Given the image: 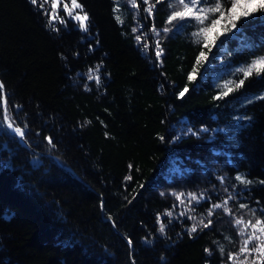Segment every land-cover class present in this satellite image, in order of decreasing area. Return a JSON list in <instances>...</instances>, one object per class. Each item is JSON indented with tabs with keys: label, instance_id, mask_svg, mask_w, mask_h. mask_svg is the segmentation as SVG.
Instances as JSON below:
<instances>
[{
	"label": "trees",
	"instance_id": "obj_1",
	"mask_svg": "<svg viewBox=\"0 0 264 264\" xmlns=\"http://www.w3.org/2000/svg\"><path fill=\"white\" fill-rule=\"evenodd\" d=\"M78 2L87 33L63 4L66 24L53 21V31L30 0H0V115L6 100L26 125L25 146L0 134V264H233L228 254L243 240L235 219H264V74L237 71L264 55V20L242 19L209 52L193 36L195 20L174 22L179 31L166 25L178 0H162L151 17L143 0L138 9L129 0ZM202 50L208 59L189 81ZM97 66L99 85L88 79ZM225 85L234 91L214 99ZM189 193L205 199L189 203ZM229 196L230 214L207 216ZM188 215L212 223L190 238Z\"/></svg>",
	"mask_w": 264,
	"mask_h": 264
},
{
	"label": "snow or ice",
	"instance_id": "obj_2",
	"mask_svg": "<svg viewBox=\"0 0 264 264\" xmlns=\"http://www.w3.org/2000/svg\"><path fill=\"white\" fill-rule=\"evenodd\" d=\"M162 0H155V3H150V0H143L144 5H148L144 8V11L148 14L149 17L153 15L155 5L161 3ZM179 4L183 7L179 11H172L166 18V25H173L177 31L181 27H184V24L178 23L174 25V22H183L186 19L190 18L191 20H195L201 27L199 30L193 33L194 37H203V46L208 48L209 52L211 51V45H215L216 41L219 39L221 35H224L228 32H235L234 35L240 31L238 24L243 19L245 22H248V18L251 17L253 20H264V0H231V6L225 9L224 5L227 4V0H178ZM30 3L33 5H38L39 9H42L44 14L48 17L47 27L51 28L53 31L57 29L53 26V21H59L61 24H66V21L59 14V7L63 4V12L67 17L71 18L78 22V28L81 32L87 33L89 31V22L90 17L87 12L84 11L83 5L78 2V0H70L71 7L64 0H30ZM131 7L139 8L137 0H129ZM213 4L212 7H206L201 5ZM46 5H50V12ZM172 4H169L171 7ZM76 10H79L78 12ZM113 12H119L118 7L113 8ZM218 13V17L213 18V16ZM211 14V15H210ZM260 14V15H257ZM115 19L118 23H123V20L120 15H116ZM210 19V24H206L205 21ZM172 29L169 27H165L163 31L165 33L171 31ZM137 29L133 28V32H136ZM152 32H156L155 27L151 29ZM158 34V33H157ZM137 41L141 40L140 36L136 37ZM195 42L199 43L200 40L197 39ZM223 43V42H221ZM147 47V45H145ZM156 48V58L160 59L162 56V49L160 48L159 41L155 44ZM208 56L203 50L200 51L199 55L196 57V64L193 66L192 70L189 72L187 79L189 81H194L197 78L199 67L203 66V62L207 61ZM100 71V66H97L95 69H89L88 79L95 80L97 85L100 84V76L98 75ZM243 73L245 79L255 73L257 76H261L264 74V55L259 56L253 59L246 67L237 69ZM245 79L239 80V82L235 83V88H240L244 85ZM233 82L229 81L228 84ZM226 90L221 91L220 95L214 97V99H221L225 96H228L229 93L234 91L233 87H229L225 85ZM5 86L3 83H0V97H3ZM189 91L188 87H185L183 91L179 93V97H183L185 93ZM264 99V97H261ZM10 109L7 106V102L5 100V111L3 115H0V134L7 135L11 133L15 137H19L22 141L26 136V125L17 126L16 120L12 115L8 114ZM7 122V123H5ZM201 131L206 132L208 129H202ZM195 134V133H193ZM49 145H53V140L50 137H45ZM161 139H163L161 137ZM132 165H129V169H131ZM126 180L131 179L130 176L125 177ZM222 179V178H221ZM236 181L241 184H251L250 180H247L241 175H237L235 177ZM163 196L164 193H161ZM184 196L183 193L176 195V200L184 203L185 201L182 199ZM188 202L189 203H197L199 204L201 200H204V195H197L193 193L188 194ZM232 199L229 196L228 199L224 200L222 203H215L207 210V216L212 217L216 209L223 208L225 213L231 212L228 208V202ZM101 207L103 208V203H101ZM241 209L247 208V205L241 204ZM254 211V210H253ZM164 215L169 217L172 216L171 212H166ZM184 215V213H181ZM111 219V218H110ZM157 223L160 224L159 231L163 235L165 233V225L161 223V217L157 216ZM189 220H193L194 223L187 229L189 237H192L193 233H196L198 229L208 228L212 221L209 219L207 222L204 220L196 221V217L192 215H188ZM235 225L240 226L238 234L243 237L242 245L239 249L238 253H229L228 260L232 261L233 264H264V219L257 218L255 222L252 221H244L242 218L235 219ZM251 229V231H247ZM132 241L129 239L128 244L131 247ZM205 252L211 254L210 249L205 248ZM220 252L223 255L224 248L220 247ZM240 257H243L240 259Z\"/></svg>",
	"mask_w": 264,
	"mask_h": 264
},
{
	"label": "water",
	"instance_id": "obj_3",
	"mask_svg": "<svg viewBox=\"0 0 264 264\" xmlns=\"http://www.w3.org/2000/svg\"><path fill=\"white\" fill-rule=\"evenodd\" d=\"M2 107L4 108V100H3V98H2ZM13 136H14V135H13ZM17 139H18V141H19V143H20L21 145L25 146L24 141H22L19 137H17Z\"/></svg>",
	"mask_w": 264,
	"mask_h": 264
},
{
	"label": "rangeland",
	"instance_id": "obj_4",
	"mask_svg": "<svg viewBox=\"0 0 264 264\" xmlns=\"http://www.w3.org/2000/svg\"><path fill=\"white\" fill-rule=\"evenodd\" d=\"M201 6H203V5H201ZM181 7H183V6H181ZM182 9V8H181Z\"/></svg>",
	"mask_w": 264,
	"mask_h": 264
}]
</instances>
